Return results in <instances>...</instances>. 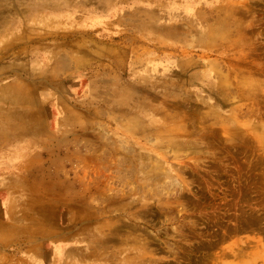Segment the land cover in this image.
Instances as JSON below:
<instances>
[{
    "label": "rangeland",
    "instance_id": "rangeland-1",
    "mask_svg": "<svg viewBox=\"0 0 264 264\" xmlns=\"http://www.w3.org/2000/svg\"><path fill=\"white\" fill-rule=\"evenodd\" d=\"M0 264H264V0H0Z\"/></svg>",
    "mask_w": 264,
    "mask_h": 264
},
{
    "label": "crops",
    "instance_id": "crops-1",
    "mask_svg": "<svg viewBox=\"0 0 264 264\" xmlns=\"http://www.w3.org/2000/svg\"><path fill=\"white\" fill-rule=\"evenodd\" d=\"M10 141V140H9ZM11 143V142H10ZM10 162H13V160H11Z\"/></svg>",
    "mask_w": 264,
    "mask_h": 264
}]
</instances>
